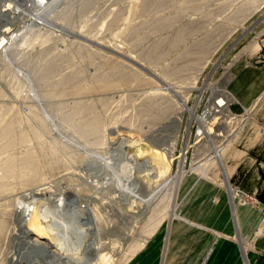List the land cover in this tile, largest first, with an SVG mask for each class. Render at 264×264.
Listing matches in <instances>:
<instances>
[{"label":"rangeland","instance_id":"obj_1","mask_svg":"<svg viewBox=\"0 0 264 264\" xmlns=\"http://www.w3.org/2000/svg\"><path fill=\"white\" fill-rule=\"evenodd\" d=\"M43 1L49 5L47 16L36 18L35 27L28 24L31 31L25 36L18 34L25 29L27 17L13 14V8L4 12L8 18L1 22L10 32L9 38L6 34L0 38L10 44L5 57L0 52V73L14 77L0 76V103L24 101L33 106L32 96L37 93L38 108L30 110L33 121L40 122L41 111L47 112L52 126L27 122L24 128L26 123L19 118L9 125L0 123V152L11 153H0V178L20 180L8 186L6 178L0 179V264H14L11 245L20 233L12 214L17 201L29 200L22 198L29 192L20 189L45 180L85 186L78 192L85 199L93 197L91 206L107 237L99 264H125L145 243L153 222L173 216L186 177L197 175L224 185L227 151L218 163L211 161L215 140L197 135L202 125L196 117L213 110L214 116L210 114L204 126L214 127L215 134H230L228 150L234 141L242 150L247 139L264 138V92L248 100L246 108L233 92L242 73H260L261 85L256 80L255 88L264 89V0ZM4 4L8 1L0 0V9ZM17 73H28L26 80L36 84L28 86L29 98ZM164 82L178 91L183 104ZM221 99L226 105L215 108ZM3 114L0 111V117ZM62 135L88 144H83L88 156L95 157L92 154L98 150L106 153L117 167L113 144L121 137L141 142L130 147L129 154L156 148L166 154V160L156 164L158 180L138 177L145 185L139 198L110 181L104 190H96L95 181H88L95 171L91 159L84 165L82 150L62 147L60 142L52 145ZM11 139L17 142L9 143ZM46 147L53 149L48 152L52 156L44 153ZM30 153L36 160L29 166L25 156ZM110 173L112 169L106 170L109 177Z\"/></svg>","mask_w":264,"mask_h":264},{"label":"bare ground","instance_id":"obj_2","mask_svg":"<svg viewBox=\"0 0 264 264\" xmlns=\"http://www.w3.org/2000/svg\"><path fill=\"white\" fill-rule=\"evenodd\" d=\"M6 1H8V4L6 5L4 4L5 5L4 8L2 7L3 9H0L1 15H3L2 13H4L5 11H8L10 8H13L12 9L14 10L13 14L18 15L20 13L27 17L23 25L25 26L26 30H27L28 24L32 25L31 28L39 25V23L37 22L38 20L36 18L41 19L47 16L45 12L49 5L47 6L46 2L43 0H6ZM11 17H14V16H11ZM6 25L7 24H2L0 26V29H3ZM31 28L27 30L26 32H24L25 29L22 30L20 34L18 35H20V37L25 36L27 33L31 31ZM7 44L9 45L10 42H7L5 38L1 37L0 38V52H2L1 54L2 57H5L6 56L5 54L8 53L6 52L8 49ZM15 76L17 77V79H24L25 86L27 87V89L29 88L28 86H30L31 83L26 80L28 77H30L28 73H17L15 74ZM163 84L164 86H166L165 88L168 89L170 92L171 91L174 92V95L176 96V98H178L180 103L182 104L184 103L182 101L183 97L179 95L178 91H176L173 86H171L167 82H164ZM34 85L36 86L35 83H33V85L31 86H34ZM34 90L37 91L36 87L34 88ZM36 97L39 98V95H37V93H33V96H32L33 101L32 100L31 101H32V104L38 108L37 101L39 100H37ZM223 104L226 105V103H224V99H221L219 101V104L218 103L215 104V108L219 107L220 109L221 105ZM222 107L224 108V106ZM31 108L29 106L28 109L31 110ZM40 111H41V108H40ZM192 112H193V109H192ZM41 113H42L43 119L40 120V122H44L48 127L52 126L49 123L50 121L46 120L47 118H49V114L47 112L44 113L42 111ZM20 114L21 113H19L18 111L14 113L13 120L15 121L18 118V115ZM31 114L32 113H29L28 115H31ZM210 114L213 115V110L207 109L204 112L203 116L196 117V119L202 125L201 127L202 134L203 135L206 134L207 137L209 138L212 136L213 139L215 140L214 142L212 139L214 144H213V147L210 153L211 154L210 159L215 164V163H218V161L222 158L223 154L228 150L230 146V142H231V136L228 133H218V134L216 133L215 134L214 131L212 130L214 127H212L211 129L210 125L204 126L205 124H207L205 122L208 118H210L209 117ZM24 122H26V120H24ZM40 122H36L37 127L42 125V123ZM117 132L118 131H116V133ZM51 136L56 138L55 133H53V135ZM218 138H223V139L219 140ZM12 141L17 142L16 139L15 141L11 139L8 142L12 143ZM56 142H60L62 147L64 146L67 148L68 146H70L69 148H76L79 151L82 150L80 151V153L89 152V150L86 149L87 150L86 151L84 148V145H88V144H85L84 142H80V141L79 143L77 140L72 139V138H68L65 136L57 137V139H55L52 145H54ZM108 143L109 142H107V144ZM140 144L141 142H136V141L132 142L131 139L123 138V137L119 138L118 142L113 144V149L116 153L115 155H117L118 157L119 164L115 161L116 164H118V167L117 165L113 166V163L111 164L110 162L112 160L110 161L107 160V156L105 155L106 153H103L99 150L98 151L93 150L94 154L92 155L95 157L88 156L86 155L87 153H84L82 155V158H83L81 161L82 164L85 165L86 162H88L89 164V161L91 159V163L94 164V167H95V171L93 170V172H91L92 176H90V179H88V181H90L89 183L95 181V184L98 185L95 189L104 190L107 185V181H110V183L112 182L115 183V185H117L120 188V190H123L124 188H126L132 191V193L136 194L137 198L141 197L140 195H138V192H139V189L141 188L144 189L145 185L143 182L138 181V177H140V175L141 176L147 175V176H150L153 180H158L160 175L157 171L158 168L156 164L159 162L163 163L166 160V154H164L163 152H161L160 150L156 148L151 149L150 151L149 150L144 151L140 149L138 154L136 153L129 154L128 149L130 147L139 146ZM48 147L45 148L44 151L46 152L44 153L46 154L51 151H52L51 153H53V149L48 148ZM171 152L172 151H170V153ZM51 153H48L47 155H50ZM45 154L44 155L41 154V157L42 158L46 157ZM37 155H38L37 157H40V154H37ZM142 155H148L149 157H147L146 160L144 159L145 160L144 162H141L139 158ZM25 157H26L25 163L26 165H29V166L32 165L33 163L32 160L33 161L36 160L35 154H32V153L26 155ZM160 165L162 164H159L158 166ZM32 167H35V165L33 164ZM84 167H87V166H84ZM101 168L104 169L103 182H101V179H102L101 177L102 174L100 173ZM109 169H112V173H110L112 174L111 177H109V174L106 175V170H109ZM83 170H85V168ZM160 172L162 173V171ZM4 173L6 175L8 172H4ZM106 176L109 177V180L106 178ZM8 177H12V176H8ZM5 178L6 177L0 178V179L2 181ZM5 180L8 186H12L20 182V180L11 181L8 178H6ZM63 184L55 183L53 182V180H50V181L45 180L43 181V184H38L37 186H34L32 188L23 187V189H20V191L22 192H29V194L24 195L22 197V198H25L26 196V198L28 197L29 200L28 201L27 200L25 201L16 200L17 206H15V209L12 214L15 219L13 220L14 222L16 221V224H17L16 229L19 230L16 232L20 233V235L16 236L15 240L13 239L14 242H13V245H11L12 246L11 256L13 257L12 262L14 264H99L100 263V260L103 256V252L106 249L107 243L105 240L107 239V237L105 236L104 230L102 229L99 223L100 219L97 218L95 212L93 211L94 207L92 208L91 206L93 202L92 201L93 197L92 198L89 197L88 199H85L79 194L78 189L85 187V186L78 184L79 186L75 188L74 186L70 184H66V185H63ZM177 184L178 183H177V178H176L174 190L172 192L173 201H175V198L177 196ZM223 184L225 185V187H227L228 191H231V187L228 181L224 180ZM113 187L115 188V186ZM6 188L8 187H5L3 189H6ZM14 189H16V187H14ZM84 189L85 188H83L82 190ZM45 196H48V197H45ZM142 196L144 197V195ZM39 260L41 261L44 260L45 263L39 262Z\"/></svg>","mask_w":264,"mask_h":264},{"label":"crops","instance_id":"obj_3","mask_svg":"<svg viewBox=\"0 0 264 264\" xmlns=\"http://www.w3.org/2000/svg\"><path fill=\"white\" fill-rule=\"evenodd\" d=\"M260 77L237 78L233 92L243 108L264 92L255 88ZM239 145L232 142L224 157L222 175L231 191L197 175L186 177L173 216L153 222L145 243L125 264H264V138L247 139L242 150Z\"/></svg>","mask_w":264,"mask_h":264},{"label":"built area","instance_id":"obj_4","mask_svg":"<svg viewBox=\"0 0 264 264\" xmlns=\"http://www.w3.org/2000/svg\"><path fill=\"white\" fill-rule=\"evenodd\" d=\"M3 15H1V13H0V26L2 25V24H5V23H1V22H4V18L5 19H7L8 18V14L6 15L5 13H2ZM9 32H10V29L9 30H7L6 29V27H4L3 29H0V35L2 34H6V36H7V38H9ZM7 73H0V76H2V75H6ZM11 75V76H10ZM9 77H14L12 74H7V76H6V78H9ZM25 96L27 97V98H29L30 97V95H29V93H28V89H27V91H26V89H25ZM25 100V99H24ZM31 100H32V98H31ZM29 101V100H28ZM26 102V101H25ZM22 103V104H21ZM218 104H219V101L217 102ZM225 103V102H224ZM29 106H30V104H28V103H24V101H21V102H19V103H17V104H13L12 102H9V103H0V111H4L5 112V114H3L2 115V117H0V123H6L5 125H7V124H9L10 123V120L11 121H14L13 120V116H14V113H16L17 111L19 112V113H21L20 115H18V118L20 119V122L22 123V121H24V120H26V122H24L23 123V125L25 124V127L24 128H27L28 126V124H27V122L28 123H30V122H33L34 124H35V126H36V122L35 121H33V119L35 118L34 116H31V115H28L29 113H30V109H28L29 108ZM34 106V105H33ZM33 106H30V108H31V111L34 109L35 110V108H33ZM222 106H224V104L223 105H221V107L220 108H222ZM219 108V107H218ZM12 109V111L10 112V110ZM9 114H8V113ZM26 115V116H25ZM28 115V116H27ZM37 118V117H36ZM197 135L199 136V137H202V130L201 131H199L198 133H197ZM4 149V148H3ZM1 153V152H0ZM7 153V152H6ZM11 154V153H10ZM10 154H2L1 153V155L2 156H9ZM4 159V158H3ZM16 179H13V181H15ZM69 182H72L73 180H68ZM73 183V182H72ZM73 184H76V183H73ZM72 186H74V185H72ZM77 186H78V184H76L74 187L75 188H77Z\"/></svg>","mask_w":264,"mask_h":264}]
</instances>
